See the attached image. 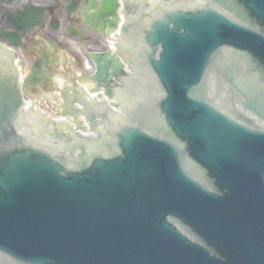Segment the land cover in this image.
I'll return each instance as SVG.
<instances>
[{
	"label": "water",
	"instance_id": "95a60500",
	"mask_svg": "<svg viewBox=\"0 0 264 264\" xmlns=\"http://www.w3.org/2000/svg\"><path fill=\"white\" fill-rule=\"evenodd\" d=\"M166 1L121 29L105 137L34 138L0 84V264H264V0Z\"/></svg>",
	"mask_w": 264,
	"mask_h": 264
},
{
	"label": "flooded vegetation",
	"instance_id": "af4514ba",
	"mask_svg": "<svg viewBox=\"0 0 264 264\" xmlns=\"http://www.w3.org/2000/svg\"><path fill=\"white\" fill-rule=\"evenodd\" d=\"M99 0H0V81L9 75L10 62L16 54L31 72L39 68L52 76L59 63L58 53L70 51L81 43H98L101 33L95 31ZM28 6H41V22L27 29L20 17ZM19 41V48L12 43ZM12 52H9V50ZM50 78V77H49ZM47 86L42 79L37 82Z\"/></svg>",
	"mask_w": 264,
	"mask_h": 264
},
{
	"label": "rangeland",
	"instance_id": "374dc122",
	"mask_svg": "<svg viewBox=\"0 0 264 264\" xmlns=\"http://www.w3.org/2000/svg\"><path fill=\"white\" fill-rule=\"evenodd\" d=\"M87 45H91V46H92V45H96V44H92V43H91V44H85V43L78 44V46H79L80 48H82V49H85V47H86ZM96 46H97V45H96ZM70 54H71V56H75L76 58H79V59H80V57H79L80 55H78L77 52L75 53V50H71V51H70ZM60 55H61V54H60ZM79 59H78V60H79ZM69 60H70V59H69ZM79 61H80V60H79ZM49 96H50V95H49Z\"/></svg>",
	"mask_w": 264,
	"mask_h": 264
}]
</instances>
